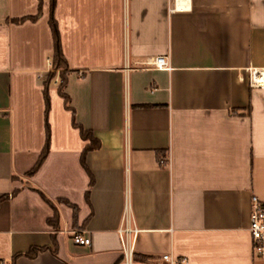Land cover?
<instances>
[{"label":"crops","instance_id":"1","mask_svg":"<svg viewBox=\"0 0 264 264\" xmlns=\"http://www.w3.org/2000/svg\"><path fill=\"white\" fill-rule=\"evenodd\" d=\"M54 1L0 0V264H264V0Z\"/></svg>","mask_w":264,"mask_h":264},{"label":"built area","instance_id":"2","mask_svg":"<svg viewBox=\"0 0 264 264\" xmlns=\"http://www.w3.org/2000/svg\"><path fill=\"white\" fill-rule=\"evenodd\" d=\"M148 64L159 69L169 68V60L164 55H158L150 58L148 60ZM250 82L252 86H264V68L252 69L250 71ZM249 230L252 236L254 255L257 259H262L264 257V201L257 195H253L252 197V210ZM120 233L125 237V264H133L135 254L133 248H131L130 244H128V240L130 238L129 235L132 233L136 234L137 230L133 229L129 222H126L125 225L120 229ZM73 240L78 245H90L92 241L91 236L84 233L83 231H75L73 233ZM162 260L168 262V264H174V260L167 254L162 256Z\"/></svg>","mask_w":264,"mask_h":264},{"label":"trees","instance_id":"3","mask_svg":"<svg viewBox=\"0 0 264 264\" xmlns=\"http://www.w3.org/2000/svg\"><path fill=\"white\" fill-rule=\"evenodd\" d=\"M55 1L53 0L52 6H54ZM40 11L42 10V0H40V5H39ZM38 16L36 17H29L30 19H36ZM25 19H21L20 21H23ZM50 26L54 35V40H55V49H54V55H53V63H54V67L55 68H59L62 64V61L64 60V54H63V50H62V45H61V40H60V32H59V27H58V22L55 18L54 15V10H52L51 12V17H50ZM55 74L51 73L50 74V79L49 81L54 77ZM63 77H65V73L62 72ZM48 83L46 84V89H45V97H46V103H47V109H49L50 106V100H49V94H48ZM61 94H63L62 92V88L60 89ZM75 125L76 122H74ZM47 139H46V144L45 147L40 155V158L38 159V161L36 162V164L34 165V167L31 169V171H29V174H33L42 164V162L44 161L45 157L47 156V153L49 151V147H50V127L49 124H47ZM82 135L86 138L88 137L90 134L86 133L84 131V129H82ZM93 182V179H92ZM88 195V194H87ZM7 198V196H3L0 198V203ZM54 226H57L58 224V215H55V218L51 221ZM43 247H38V246H33L31 247L27 252L25 253H20L18 255H16L12 262L10 264H15V260L18 256L20 255H26L29 257H34L38 254L39 251L43 250ZM134 259L136 260V258L134 257Z\"/></svg>","mask_w":264,"mask_h":264},{"label":"rangeland","instance_id":"4","mask_svg":"<svg viewBox=\"0 0 264 264\" xmlns=\"http://www.w3.org/2000/svg\"><path fill=\"white\" fill-rule=\"evenodd\" d=\"M58 70H59L58 68H53L51 73L55 74L54 76H59Z\"/></svg>","mask_w":264,"mask_h":264}]
</instances>
